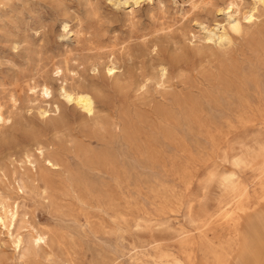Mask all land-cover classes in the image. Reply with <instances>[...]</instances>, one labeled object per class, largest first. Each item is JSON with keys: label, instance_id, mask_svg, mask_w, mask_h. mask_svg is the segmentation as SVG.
I'll return each mask as SVG.
<instances>
[{"label": "rangeland", "instance_id": "1", "mask_svg": "<svg viewBox=\"0 0 264 264\" xmlns=\"http://www.w3.org/2000/svg\"><path fill=\"white\" fill-rule=\"evenodd\" d=\"M116 1L0 0V168L14 139L42 130L89 179L49 205L31 192L17 194L0 177V197L18 204L11 231L25 240L33 227L52 234L50 247L25 262L0 226V264H165L174 257L190 264H264V217L256 221L260 240L243 246L229 221L200 227L219 209L234 207L222 203L224 180L247 184L244 204L264 212V170L257 168L264 159V96L257 91L264 85V43L250 39L264 27V5ZM233 19L241 29L231 33L227 49L214 47L199 26L220 32ZM66 58L80 65L95 58L101 68L71 82L61 74ZM110 58L123 65L122 74L107 72ZM61 85L105 96L81 109ZM46 101L65 114L56 130L55 113L44 121L38 115ZM8 116L12 123H2ZM239 158L251 163L236 165ZM241 223L237 232L249 238L247 217ZM161 253L167 256L160 260Z\"/></svg>", "mask_w": 264, "mask_h": 264}, {"label": "bare ground", "instance_id": "2", "mask_svg": "<svg viewBox=\"0 0 264 264\" xmlns=\"http://www.w3.org/2000/svg\"><path fill=\"white\" fill-rule=\"evenodd\" d=\"M116 2L120 5L121 2H125V0H118ZM257 2L264 5V0H257ZM67 22H63L61 24L63 31H65L66 33L70 31V29H68L70 27V24ZM230 22L232 23L230 24ZM199 26L204 31V37L207 41H212L214 45H216L214 47L218 46L219 48L224 49H227L232 45L234 37L231 36V33H239L241 29L235 19L229 21L228 30L222 27V31L220 32L211 28L208 29L201 23H199ZM250 39L256 44L264 43V27H260L257 31L252 33ZM226 60L230 62V58H226L225 61ZM231 67L234 68V65ZM100 68L101 62H99L95 58H91L81 65L75 59L73 60L72 58H66L63 63V70L61 71V74L65 78L70 79L71 82H74L80 79L79 72L84 73L87 71L91 72L93 75H96L100 71ZM121 68H123V65H121L120 62H118L116 59H108L106 67L107 72L113 75H120L123 72L120 71ZM164 70L165 68L163 67L162 71ZM260 85L261 86H257V91L260 98L262 99V96H264V91H262L264 90V85ZM37 87L38 86L35 84L31 86L32 90L34 91ZM60 90L62 95L67 100H73L75 105L79 106L81 109L89 108L96 100H101L105 96L101 90H91L87 88L75 89L71 87L68 92L66 88L61 85ZM43 91L46 90L44 89ZM8 101L11 106H16L17 99L14 94L10 95V100L8 99ZM51 113H55V116H53L55 118L52 119V126L54 127V129L56 130L57 128L62 127L65 120V114L60 108L50 104L47 101L44 105L38 106V115L39 117H41V120L50 118ZM5 121H10L12 123V117L8 116L7 119L1 120L2 123H5ZM52 146L53 144L48 142L47 135L42 130H29L25 132L23 138L14 139L7 150L4 152V168H0V177L5 178V183L7 185H10L17 194L31 192L35 194L40 201H43L49 205H52L55 200H58L57 202H59L60 200L63 201L65 197L69 196V193L71 191L75 192V186H78L80 184L87 185L89 183V179L87 178L86 172L84 170L65 161V153H61L59 149L55 147L53 148ZM84 152L86 153V155H90L91 153L87 150H84ZM261 152L264 153V149H262ZM91 155L94 158H102L105 161L107 159H110L108 153H94ZM262 155L259 156L264 158V156ZM249 160L246 158H239L235 160V164L249 165L248 163H251ZM85 168L91 171H100V169L94 166H87ZM257 168L260 170H264V159H262L261 163L258 164ZM262 173L260 172L259 174L262 175ZM222 184L227 188V193H224L225 197L222 203L224 205L234 204V207L231 210L224 207L219 209L218 211L210 215L208 219L201 221L200 227L209 228V226H213L214 223L229 221V227L233 231L232 237L234 238L237 246L250 244V241L251 243H253L257 240H260L259 228L262 224L257 223L256 221L257 219L264 217V212H253L250 206L244 204L245 200H250L249 193L246 187L247 184L244 185L242 183L241 185H239L233 179L224 180ZM223 185L221 187H223ZM261 189L262 191H264V185H262ZM261 199L264 200V197H262ZM17 207L18 204L16 202L9 204L5 201L4 198L0 197V226L7 228L9 232L8 236L11 238L16 254L20 259H24L26 262L27 259L35 256L38 253V250L50 247L52 234L48 230L34 227L32 228L29 239L27 240L23 238L21 233L14 234L10 228L14 225V222L17 218ZM118 213L119 220L117 231H121V229L124 227L123 212L119 211ZM245 217H247V224L245 225L246 229H248L251 234L249 238L245 237L242 234L240 235V233L237 232V229L239 228V226H241V222ZM86 221L88 225L91 223L89 217H86ZM258 246L259 245H257V247ZM165 256L167 255L161 253L158 258L161 260ZM242 258L243 257L241 256V259ZM262 263H264V260H262ZM165 264L190 263L186 258L174 257L172 259V262H167Z\"/></svg>", "mask_w": 264, "mask_h": 264}]
</instances>
